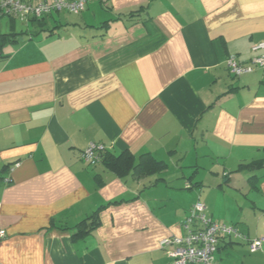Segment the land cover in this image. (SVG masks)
<instances>
[{"label":"crops","instance_id":"0c3cea01","mask_svg":"<svg viewBox=\"0 0 264 264\" xmlns=\"http://www.w3.org/2000/svg\"><path fill=\"white\" fill-rule=\"evenodd\" d=\"M261 41L264 0L1 17L0 264H173L160 241L199 200L264 235V69L226 65ZM90 142L107 148L94 166ZM216 258L264 264V243L224 236Z\"/></svg>","mask_w":264,"mask_h":264},{"label":"built area","instance_id":"2783aa9c","mask_svg":"<svg viewBox=\"0 0 264 264\" xmlns=\"http://www.w3.org/2000/svg\"><path fill=\"white\" fill-rule=\"evenodd\" d=\"M92 0H43L34 3L31 0H0V18L12 15L25 19L42 18L54 11H68L80 13L84 11ZM252 50L259 52L251 59V64L242 62L236 54H230L226 59L229 71L239 77L260 67L264 69V41L253 45ZM106 145L90 142L82 151L81 158L89 166L102 162ZM10 177L6 181H10ZM191 184L187 183V187ZM185 234L173 235L163 238L160 245L169 248V255L173 264H219L216 253L222 237L236 240H246L251 252L260 249L264 243V235L249 239L237 224H228L216 221L210 214L206 204L202 201L194 203L188 211L183 224ZM5 236V231H0V237Z\"/></svg>","mask_w":264,"mask_h":264},{"label":"trees","instance_id":"16d2710c","mask_svg":"<svg viewBox=\"0 0 264 264\" xmlns=\"http://www.w3.org/2000/svg\"><path fill=\"white\" fill-rule=\"evenodd\" d=\"M105 154H106V153H104V157H105ZM103 161H104V159H103ZM78 233H81V232H80V231H78Z\"/></svg>","mask_w":264,"mask_h":264}]
</instances>
